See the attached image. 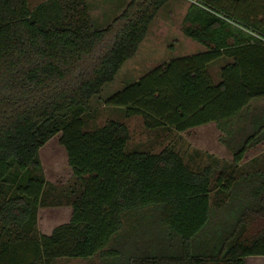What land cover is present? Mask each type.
Listing matches in <instances>:
<instances>
[{"label": "trees", "instance_id": "1", "mask_svg": "<svg viewBox=\"0 0 264 264\" xmlns=\"http://www.w3.org/2000/svg\"><path fill=\"white\" fill-rule=\"evenodd\" d=\"M168 1L130 0L99 27L83 0H45L35 9L30 0H0V238L7 237L0 260L19 241L34 247L29 264L97 255L107 264H246L264 256V170L220 175L230 195L217 223L211 167L194 171L171 147L127 151L125 122L85 130L84 110L136 54ZM191 1L183 32L206 49L170 59L106 103L149 129L215 123L238 166L264 143V110L250 105L264 99V0ZM223 56L233 60L215 81L209 66ZM56 135L81 192L67 223L30 241L20 232L36 225L46 186L40 150ZM142 210L115 248L125 218Z\"/></svg>", "mask_w": 264, "mask_h": 264}, {"label": "rangeland", "instance_id": "2", "mask_svg": "<svg viewBox=\"0 0 264 264\" xmlns=\"http://www.w3.org/2000/svg\"><path fill=\"white\" fill-rule=\"evenodd\" d=\"M44 1L30 0V6L35 9ZM86 4L88 7L87 16L99 27L108 25L122 12L121 10L114 14L105 13L109 9L112 10L113 0H87ZM191 5V0H170L160 9L136 54L125 62L115 79L107 83L101 93L92 98L82 117L87 131L102 127L110 120L125 122L130 130L127 151L157 153L165 147H171L184 157L187 165L194 171L211 167L213 170L211 176L212 219L213 222L218 223L223 217L224 208L222 205L229 201L230 195L228 191L218 185V178L221 177V174L239 178L250 172L264 170V143L252 148L244 160L235 166L233 152L222 140L226 133L220 130L217 125L209 124L183 132L171 127L149 129L144 125L142 117H127V108L106 103L107 98L170 59L196 54L206 49L203 44L184 35L183 28L187 24L185 18ZM104 13L107 18L102 17ZM259 20H264V16H259ZM232 60L233 58L223 56L209 66V72L215 81L221 79L222 67ZM259 104L262 106L264 102L260 101ZM59 139L60 135L54 136L40 150L42 174L45 177L46 186L41 196L36 225L30 232H20L24 236L28 233V238H32L30 241L37 240L40 234L49 235L54 228L67 223L72 216V202L81 192L80 180L74 175L68 162L67 152L60 144ZM18 176L16 180H18ZM143 212L144 210L136 211L125 218L127 220L126 227L119 231L123 232L122 235L117 236L112 243L115 248H119L118 243L121 239H126L132 234L134 224L142 222L138 219ZM149 214H151L150 210L146 215ZM142 227L147 231L151 229L149 225ZM0 240L6 241L7 237L0 238ZM133 242H135L134 239ZM129 247L132 248V241L129 242ZM17 248V252L8 250L0 260V264H29L34 260L35 251L32 252L34 247L31 242L23 244L19 241ZM250 258L253 259L247 260L248 264L255 260V257ZM113 260L114 257L110 258V261ZM51 264H107V262L97 255L89 259H57Z\"/></svg>", "mask_w": 264, "mask_h": 264}, {"label": "crops", "instance_id": "3", "mask_svg": "<svg viewBox=\"0 0 264 264\" xmlns=\"http://www.w3.org/2000/svg\"><path fill=\"white\" fill-rule=\"evenodd\" d=\"M83 1L86 3L87 0H83ZM129 1L130 0H113V3L114 4H112V7H113L112 10L110 11V9H109V11L108 12H105V13L106 14L107 13L114 14L115 12H119L121 10L123 11L124 7L126 6V4L124 5V3H128ZM123 5H124V7H123ZM105 13L102 15L103 18L106 17V14ZM260 101H263L264 102V99L253 100L250 105H252L253 108L255 107V108H259L261 110H264V105H262V106L260 104L258 105V102H260ZM253 102H255V103L253 104ZM209 124L216 125L215 123H209ZM209 124H206V125H209ZM206 125H203V126H206ZM249 257H255L254 258L255 260L253 262H249V264H264V256H249ZM249 257L246 258V264H248L247 263V260L253 259V258H250L249 259Z\"/></svg>", "mask_w": 264, "mask_h": 264}]
</instances>
